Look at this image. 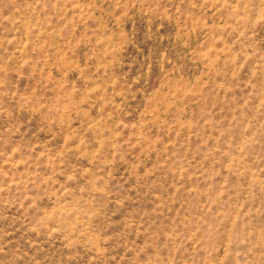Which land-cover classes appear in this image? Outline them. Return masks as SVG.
<instances>
[{"label": "rangeland", "instance_id": "374dc122", "mask_svg": "<svg viewBox=\"0 0 264 264\" xmlns=\"http://www.w3.org/2000/svg\"><path fill=\"white\" fill-rule=\"evenodd\" d=\"M0 264H264V0H0Z\"/></svg>", "mask_w": 264, "mask_h": 264}]
</instances>
